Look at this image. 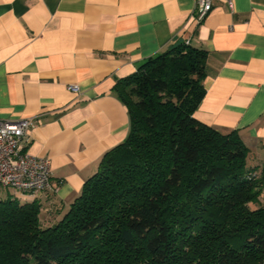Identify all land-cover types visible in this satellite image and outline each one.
<instances>
[{
    "label": "trees",
    "instance_id": "1",
    "mask_svg": "<svg viewBox=\"0 0 264 264\" xmlns=\"http://www.w3.org/2000/svg\"><path fill=\"white\" fill-rule=\"evenodd\" d=\"M207 58L180 42L118 81L128 137L56 223L0 198V264H264V173L237 129L195 117Z\"/></svg>",
    "mask_w": 264,
    "mask_h": 264
},
{
    "label": "crops",
    "instance_id": "2",
    "mask_svg": "<svg viewBox=\"0 0 264 264\" xmlns=\"http://www.w3.org/2000/svg\"><path fill=\"white\" fill-rule=\"evenodd\" d=\"M234 4L215 0L198 22L195 0H0V119H34L28 149L50 159L52 176V189H5L0 198L37 200L44 225L60 220L128 137L118 81L180 42L208 51L195 117L237 129L264 173V0Z\"/></svg>",
    "mask_w": 264,
    "mask_h": 264
},
{
    "label": "built area",
    "instance_id": "3",
    "mask_svg": "<svg viewBox=\"0 0 264 264\" xmlns=\"http://www.w3.org/2000/svg\"><path fill=\"white\" fill-rule=\"evenodd\" d=\"M234 9V0H223ZM215 0H195L194 15L203 21L212 11ZM79 92L78 85L70 86ZM35 126L33 118L18 121L0 119V189L40 192L52 189L51 161L48 157L32 154L29 131Z\"/></svg>",
    "mask_w": 264,
    "mask_h": 264
},
{
    "label": "rangeland",
    "instance_id": "4",
    "mask_svg": "<svg viewBox=\"0 0 264 264\" xmlns=\"http://www.w3.org/2000/svg\"><path fill=\"white\" fill-rule=\"evenodd\" d=\"M0 190H5V189H0Z\"/></svg>",
    "mask_w": 264,
    "mask_h": 264
}]
</instances>
